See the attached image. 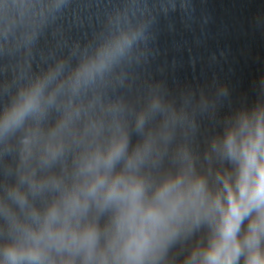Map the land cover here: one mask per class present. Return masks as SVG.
<instances>
[{"label":"clouds","instance_id":"clouds-1","mask_svg":"<svg viewBox=\"0 0 264 264\" xmlns=\"http://www.w3.org/2000/svg\"><path fill=\"white\" fill-rule=\"evenodd\" d=\"M74 0H0V264H264V97L211 138L206 172L187 146L161 170L189 121L159 95L112 100L143 38L119 10L67 56L41 37ZM135 136V141H133Z\"/></svg>","mask_w":264,"mask_h":264}]
</instances>
